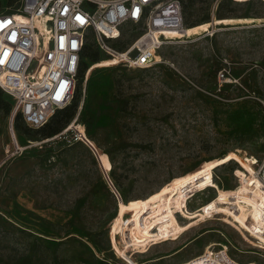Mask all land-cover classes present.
<instances>
[{
	"label": "rangeland",
	"instance_id": "obj_1",
	"mask_svg": "<svg viewBox=\"0 0 264 264\" xmlns=\"http://www.w3.org/2000/svg\"><path fill=\"white\" fill-rule=\"evenodd\" d=\"M183 6L185 27L255 21L177 38L146 69L107 66L90 33L101 60L82 59V141L18 127L0 90V264H181L215 241L264 264V0ZM135 36L126 26L112 46Z\"/></svg>",
	"mask_w": 264,
	"mask_h": 264
},
{
	"label": "built area",
	"instance_id": "obj_2",
	"mask_svg": "<svg viewBox=\"0 0 264 264\" xmlns=\"http://www.w3.org/2000/svg\"><path fill=\"white\" fill-rule=\"evenodd\" d=\"M126 26L135 38L124 49L112 46ZM184 31L183 0H20L0 14V88L13 99L12 120L20 115L27 126L40 128L72 104L90 33L107 60L117 61L107 66L146 69L157 65L160 50ZM81 110L55 137L72 131L74 140L82 141ZM256 175L264 189V159ZM255 262H240L225 246L214 245L181 264Z\"/></svg>",
	"mask_w": 264,
	"mask_h": 264
},
{
	"label": "trees",
	"instance_id": "obj_3",
	"mask_svg": "<svg viewBox=\"0 0 264 264\" xmlns=\"http://www.w3.org/2000/svg\"><path fill=\"white\" fill-rule=\"evenodd\" d=\"M15 1H18V0H11L10 3H13ZM87 49H88V45H86L84 48L83 57H84V55L88 54L89 57L91 58V60H93V63L101 60V59H99L97 52L89 53V51ZM121 49H124V48H121ZM89 67L87 65L83 66V62H82V66H81V70H80V77H82V79H83V76L85 78L86 72L88 71ZM0 90H1V88H0ZM1 91H3V90H1ZM0 105L7 112H10L12 110V104L9 101H4L0 98ZM76 108H77V102H74L72 105L70 104V105L66 106L65 108L58 110L56 112V114L52 117V119L47 124H45L44 126H42L40 128H36V129H38V131L45 138H49V137H52V136L60 133L69 124V122L72 120V118L75 116ZM20 120L23 121L21 116L17 115L15 118V121L18 123L17 124L18 127L20 126V123L18 122ZM29 128L35 129V128H31V127H29Z\"/></svg>",
	"mask_w": 264,
	"mask_h": 264
},
{
	"label": "bare ground",
	"instance_id": "obj_4",
	"mask_svg": "<svg viewBox=\"0 0 264 264\" xmlns=\"http://www.w3.org/2000/svg\"><path fill=\"white\" fill-rule=\"evenodd\" d=\"M253 21H255V20L254 19L221 18V19H215L213 22L203 23V24H200V25H197V26H194V27H185V31L183 32L182 35H180L181 33H179V34L171 33L169 35H172V36H179L180 35L181 36V37H177V38H183L185 36H195L196 37L198 35H201V34H203L205 32H208L209 30H211V27L212 26L215 27V26H218V25H229V24H233V23H236V22H253ZM91 72H92V69L90 70V73ZM84 133H86V129L82 126L81 127V131H80L81 140H83V138H84ZM49 139L54 140V138H49ZM253 180H255V182L257 183V185L259 187H261V184L258 181L256 172L253 175ZM261 188L264 191L263 187H261ZM255 194L257 196L255 198L257 201H263L264 200V197H262L259 194L258 191H256ZM214 245H217V246H225L226 248H228V246L225 243H223L222 241H215V242L209 244L208 246L210 248V247H212ZM120 257L123 258L129 264H139L136 260H134L133 258H131L126 253H122ZM255 263L257 264V262H255ZM141 264H146V262H143Z\"/></svg>",
	"mask_w": 264,
	"mask_h": 264
},
{
	"label": "crops",
	"instance_id": "obj_5",
	"mask_svg": "<svg viewBox=\"0 0 264 264\" xmlns=\"http://www.w3.org/2000/svg\"><path fill=\"white\" fill-rule=\"evenodd\" d=\"M164 256H169V255H163V256H161V257H164Z\"/></svg>",
	"mask_w": 264,
	"mask_h": 264
}]
</instances>
